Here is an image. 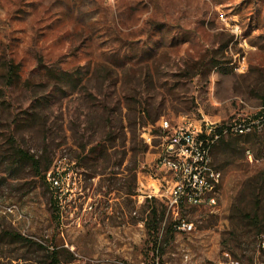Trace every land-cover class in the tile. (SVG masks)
<instances>
[{"label":"rangeland","instance_id":"rangeland-1","mask_svg":"<svg viewBox=\"0 0 264 264\" xmlns=\"http://www.w3.org/2000/svg\"><path fill=\"white\" fill-rule=\"evenodd\" d=\"M161 121L249 129L213 146L216 206L138 203ZM262 241L264 0H0V264H264Z\"/></svg>","mask_w":264,"mask_h":264},{"label":"built area","instance_id":"built-area-1","mask_svg":"<svg viewBox=\"0 0 264 264\" xmlns=\"http://www.w3.org/2000/svg\"><path fill=\"white\" fill-rule=\"evenodd\" d=\"M218 128L205 122L172 127L167 121H161L160 129L166 136L156 166L163 173V177L155 180L154 193L138 196V203L141 204L145 199L158 198L176 216L184 206H216L221 173L212 167L210 149L221 135L228 132L222 129L217 134L215 130ZM230 131L235 135H243L249 129L235 126ZM212 133L213 137L210 136ZM173 143H180L179 154H172ZM162 161H170V169H163ZM175 162L185 163L184 177H176ZM54 184L57 183L54 181ZM205 187H213V197H205ZM6 212L13 213L12 209H7ZM191 227L190 224L180 223L177 228L185 231ZM261 247L264 249V241L261 242Z\"/></svg>","mask_w":264,"mask_h":264},{"label":"trees","instance_id":"trees-1","mask_svg":"<svg viewBox=\"0 0 264 264\" xmlns=\"http://www.w3.org/2000/svg\"><path fill=\"white\" fill-rule=\"evenodd\" d=\"M13 68H14V67H11V68L9 69L8 74L10 75V77H13V76L16 75L15 72H14V70H13ZM222 129H224V128H223V127H220V128H218V129H216V130H215V133L219 134L220 131H221ZM226 130H227L228 132L230 131V129H226ZM228 132H227V133H228ZM210 136L213 137V136H214V133H212ZM223 136H224V135H221V136L219 137L218 141H216L214 145H216V144L221 140V138H222ZM214 145H213V146H214ZM213 146H212L211 149H210V157H211V155H212V149H213ZM18 152H19L20 156H22L26 161H28V162L30 163V165H31L34 169H38L37 162L33 159V157H30V156H28V155H26L25 153H22V152H20V151H18ZM42 180L44 181V178H42ZM51 201H52V199H50V202H51ZM50 204H51V207H52V210H51V212H52V217L55 218V216H56V214H57V209H56L54 203H50ZM149 219H150L149 222H151V225H149V222H147V224H146L147 233H148V238L151 240V243H152V249H153L154 251H158V247H157V245H158V243H157V227H156L157 223H156V221L154 222V219H155V214H154V212H152V213L149 215ZM56 220H57V217H56ZM174 225H175V224H173V226H174ZM171 226H172V225H169V227H168L169 230L172 229ZM177 226H179V224H178ZM173 229H174V228H173ZM7 236L10 237V238L12 239V242H22V241H24V242H28L26 239H24L23 237H21L20 235H17V234H7ZM52 255H53V254H52ZM49 264H57L56 258H55V257H51V258H50V263H49Z\"/></svg>","mask_w":264,"mask_h":264},{"label":"bare ground","instance_id":"bare-ground-1","mask_svg":"<svg viewBox=\"0 0 264 264\" xmlns=\"http://www.w3.org/2000/svg\"><path fill=\"white\" fill-rule=\"evenodd\" d=\"M168 123V122H167ZM180 143L172 144V154H179ZM163 169H170V161H162ZM176 177H184L185 163L175 162ZM205 197H213V187H205Z\"/></svg>","mask_w":264,"mask_h":264}]
</instances>
